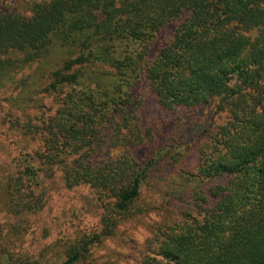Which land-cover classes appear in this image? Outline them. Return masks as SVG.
<instances>
[{
	"label": "trees",
	"instance_id": "16d2710c",
	"mask_svg": "<svg viewBox=\"0 0 264 264\" xmlns=\"http://www.w3.org/2000/svg\"><path fill=\"white\" fill-rule=\"evenodd\" d=\"M17 4L0 0V78L19 66L16 55L34 61L51 45L67 54L48 87L67 92L49 125L47 160L76 156L84 164L80 157L102 131L119 139L127 127L136 140L137 124L127 119L137 110L132 94L154 96L186 122L169 119L162 131L148 130L146 142L139 137L135 146H150L141 171L129 157L105 171L77 169L73 185L96 191L99 227L71 244L61 264H89L91 250L119 223L149 213L142 185H155L154 171L164 166L176 170L182 152L174 139L189 141L201 127L210 144L197 179L212 186L171 193L180 217L148 241L142 264H264V0H49L29 17L11 10ZM183 17L173 40L150 57ZM9 194L19 213L43 208L41 195ZM7 263L39 264L26 257Z\"/></svg>",
	"mask_w": 264,
	"mask_h": 264
},
{
	"label": "rangeland",
	"instance_id": "374dc122",
	"mask_svg": "<svg viewBox=\"0 0 264 264\" xmlns=\"http://www.w3.org/2000/svg\"><path fill=\"white\" fill-rule=\"evenodd\" d=\"M13 1H17L18 7L13 6L11 10L25 17H29L33 5L49 2ZM185 18L165 29V38L150 50V57L168 46L180 24H186ZM66 56L56 45H51L49 52L34 61L35 58L16 55L13 59L19 66L0 78V264H8V259L15 262L20 257L33 263L61 264L71 244L96 233L99 227L100 211L91 203L92 193L96 191L90 185H73L71 177H76L77 169L105 171L129 157L138 165H133L134 169L141 171L148 162L145 152L150 146H135L139 137H144L146 142L147 131L152 128L162 131L169 119H182L186 125L180 111L164 110L154 96L132 94L130 103L136 105L137 110L135 116L129 115L127 119L137 124L135 133L139 137L136 140L128 138L127 127L122 129L119 139L102 131L94 149L80 157L84 164L75 160L76 156L55 162L47 160L49 153L45 144L50 135L49 125L56 119L61 97L67 92L62 89L50 93L48 87L52 73L62 66ZM101 70L105 74L110 71L107 67ZM207 131L208 128L201 127L189 141L174 139L173 143L180 145L182 152L176 170H167L164 166L154 171L156 184L144 183L141 188L140 201L154 208L119 223L113 237L91 250L89 264H142L149 254L148 241L161 231H169L180 217L179 204L175 206L172 200L168 201L171 193L208 192L211 183L204 184L197 179L201 158L210 144ZM28 170L33 171L35 177ZM9 193L41 195L43 208L35 213H19L16 197Z\"/></svg>",
	"mask_w": 264,
	"mask_h": 264
}]
</instances>
